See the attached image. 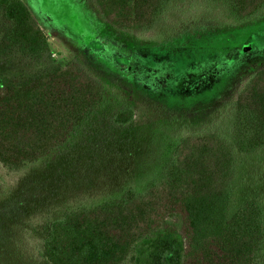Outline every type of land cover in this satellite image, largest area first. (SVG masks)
Listing matches in <instances>:
<instances>
[{
	"label": "rangeland",
	"instance_id": "obj_1",
	"mask_svg": "<svg viewBox=\"0 0 264 264\" xmlns=\"http://www.w3.org/2000/svg\"><path fill=\"white\" fill-rule=\"evenodd\" d=\"M23 1L48 34L49 51L0 58V77L22 79L83 54L88 66L129 86L115 85L112 96L50 156L17 170L0 165V264H51L43 254L51 220L117 198L128 188L143 191L161 178L184 136L217 133L232 141V104L226 103L248 69L264 63V16L239 29L193 38L196 16L208 13L215 0H168L159 18H166L173 39L151 46L108 28L95 0ZM219 12L232 18L226 7ZM5 24L0 11V34ZM131 63L132 71H126ZM128 106L135 110L133 119L114 122ZM235 166L230 216L250 199L264 208V147L236 150ZM181 250L178 236L161 232L138 243L129 264H180Z\"/></svg>",
	"mask_w": 264,
	"mask_h": 264
},
{
	"label": "trees",
	"instance_id": "obj_2",
	"mask_svg": "<svg viewBox=\"0 0 264 264\" xmlns=\"http://www.w3.org/2000/svg\"><path fill=\"white\" fill-rule=\"evenodd\" d=\"M95 1L108 18L106 26L131 41L151 46L172 41L166 18H159L168 0ZM221 7L228 8L231 19L220 17ZM0 11L6 21L0 58L16 51L31 56L49 51L48 34L23 0H0ZM207 11L196 16L193 38L252 24L264 16V0H215ZM131 69L132 63L126 71ZM115 85L129 88L124 80L88 66L83 54L22 79L0 77V165L17 170L53 154L112 96ZM230 104L232 141L217 133L184 136L161 178L143 191L128 188L117 198L51 220L43 238L45 258L51 264H129L138 243L167 232L181 240L180 264H264L263 206L250 199L229 213L235 151L264 147V63L248 69ZM134 115L133 107H125L114 122L127 124Z\"/></svg>",
	"mask_w": 264,
	"mask_h": 264
}]
</instances>
